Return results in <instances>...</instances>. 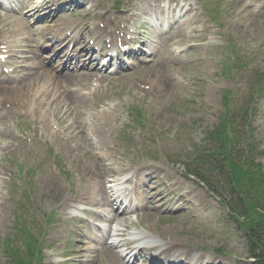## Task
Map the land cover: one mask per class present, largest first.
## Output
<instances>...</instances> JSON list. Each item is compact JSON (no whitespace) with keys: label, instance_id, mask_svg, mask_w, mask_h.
I'll use <instances>...</instances> for the list:
<instances>
[{"label":"rangeland","instance_id":"1","mask_svg":"<svg viewBox=\"0 0 264 264\" xmlns=\"http://www.w3.org/2000/svg\"><path fill=\"white\" fill-rule=\"evenodd\" d=\"M177 2L180 5H193L194 14L198 12L205 22L206 30L197 33V36L203 34L204 40L194 49L195 53L187 54L188 56H185V52L181 54L182 58L187 59H192L196 55L203 59V64L196 66L180 60L176 70L185 74L181 84L170 82L161 96L151 98L146 95V90L141 89L143 91L137 92V88L130 85V79L138 78L141 81L144 78L152 81L158 78V72L146 65L134 68L129 78L118 79L117 74L109 76L102 72L107 78L103 81V87L96 89L101 102L96 103V96L89 95V90L83 89L81 93L87 94L88 98L67 117L56 111L58 103L47 105L50 94L33 95L39 90V85L34 84L30 87L26 85L9 90L0 88V113L3 115V119H0V241L15 220L13 201L19 197V193L11 194L8 184L12 180L9 173H18L17 164H21L24 173L29 175L25 178H28L31 184L30 197L34 210L31 215L34 221L29 223V226L35 235L40 230L39 226L43 228V261L47 264H85L87 255H94L96 260L100 261L97 264H112L106 261L102 254L94 251L73 258L68 255L72 245V237L69 234L72 223L67 219L72 215L64 207V200L70 199L72 194L77 193L76 190L83 186L81 170L86 161L81 151H89L91 154L108 153L106 166L118 169L130 167L129 175L134 174L133 169L137 165H146L153 170L164 168L183 181L185 186L188 185L182 171L190 161L170 158L171 155L189 153L186 150L187 137L192 140L193 145L204 146L203 131L212 130L223 111L221 99L223 90L232 89L239 97L240 90L247 89L248 83L256 77V73L259 74L256 78H264V0H177ZM104 4L112 6L105 1ZM217 5L219 7L216 9L221 10L219 27H215L205 14L199 11L206 6ZM124 12L128 13V10ZM74 19L76 17L71 20ZM89 19L92 21V16ZM122 25L119 24L118 28ZM139 31L143 33L141 32L143 29ZM115 33L118 34V31ZM229 38L238 44H245L248 51L254 53L250 59V66L243 71L241 77L235 73L236 71L226 75L223 70V64L228 56L223 43ZM88 40L89 38L86 43ZM206 56H210L211 59H205ZM56 66L55 62L53 67ZM14 74L22 76L21 72ZM51 88L52 86L48 91ZM72 89H77V86H73ZM253 100L255 112L251 122L256 138L259 136L262 140L258 149L264 151V92L258 93ZM240 101L237 99L236 105ZM136 106L145 111L146 123L141 127L133 123L128 116L129 109ZM54 115L62 122L63 131H56L49 125V120H55ZM76 120L83 123L87 138L75 135L72 131V122ZM99 130L108 131L101 133ZM179 136H182L181 143H177L176 138ZM180 149H184V152ZM111 155L115 158L113 161ZM55 160L58 161L59 168ZM256 161L261 164L264 174V155L258 156ZM160 178L165 181L164 178ZM209 182L217 187L219 195H215L209 203V200L204 198L206 205L203 206L208 208V213L220 216L221 219L217 220L220 224L216 225L211 221L210 226H205L202 217L192 221L188 216H184L181 221L177 216L179 210L166 209L170 205L168 203L152 217L150 227L152 228L154 223L163 228L173 224L176 230L187 232L191 245L198 246L196 242L199 245L203 244L209 256L212 254L213 246L223 251L220 256L222 264H248L249 241L243 231L228 217V212L221 207L227 204V189L223 187L224 183L218 177H212ZM200 193L202 198L203 193ZM250 197L255 199L252 194ZM70 203L84 207L73 199ZM199 207H196V213ZM49 213L53 214V222L47 225L44 217ZM79 215L85 216L81 212ZM137 218H141V215L139 214ZM126 221L137 222L136 217L132 215L126 217ZM82 230L95 236L96 231L92 232L86 224ZM129 231L146 232L143 227L137 230L131 228ZM147 234L150 240H158L155 234L148 232ZM112 239L114 238L108 240ZM86 240L91 242L90 239ZM90 245L93 246V243ZM260 246L262 247L261 243ZM1 250L0 246V264H6Z\"/></svg>","mask_w":264,"mask_h":264},{"label":"bare ground","instance_id":"2","mask_svg":"<svg viewBox=\"0 0 264 264\" xmlns=\"http://www.w3.org/2000/svg\"><path fill=\"white\" fill-rule=\"evenodd\" d=\"M53 1L54 0H37L35 5H33L34 0H8V6L4 9L5 13L1 14L0 26L3 38H1L0 45H4L3 47L6 48V54H8L9 59L12 60V64L7 67H13L16 65V70L14 69L13 71H17V69H19V71L23 73V77L20 78V83H17L18 87H24L26 85H29L30 87V83L39 82L45 79L48 76L47 71L53 69L49 63H51L53 57H55L58 65L56 67L58 70L57 73L59 76L55 75L54 77L56 78L58 76L59 78L56 80L57 82H53L51 77H48V80L55 83L52 91H55V93L58 94L50 100L49 104L53 105L58 103L55 108L56 111L62 112V114L67 117L74 108L82 105L86 100V96L81 93L80 89L86 85L87 77L89 76L84 74L77 77V75L69 72V67L77 62L80 69H85L89 64H94L96 62V58H94V53H92L94 51H89L88 47L83 45L78 52L77 49L70 52L64 60V41H68V39H66L63 35L62 28L71 23L63 21V13L61 11H57L51 16H42L40 19L44 20V23H56L39 31L38 36L34 35L35 33L32 31L29 17H27V13H24V11L28 10V12L32 13V15L37 14L53 5ZM149 1L155 3L153 0ZM17 10L20 11L19 17L10 14L11 12H16ZM146 11L147 9L143 12ZM105 18L106 14L100 13L96 19L97 24L100 22H106ZM167 21H170V18H167ZM186 24L187 21L185 20L183 22L175 23L174 25L175 28L182 33L185 30ZM53 26H55L54 32L58 37V40L56 42V46L47 45L46 49L49 51L48 56H50L47 61L44 60L45 57L40 53L45 48L38 43V39L45 36V41H49V38L46 37V35L50 34L52 30H54L52 29ZM106 28L108 27H105L103 30L94 28L91 39L94 41L99 40L100 37L107 32ZM68 30L69 29H67V31ZM72 33L73 32H71V35L69 36L70 42L73 39H76ZM174 35L175 30H172L165 39L171 41L174 39ZM148 38L149 35L147 39ZM162 39L163 38L161 37L160 40ZM79 41L84 42L82 36H80ZM183 41L184 39H179L175 44H181ZM146 42L147 40L145 39V36H143L142 44L145 45ZM75 43H78L77 39ZM123 44L126 45L128 42L124 41ZM59 46L60 48L57 50V47ZM116 47L115 40V48ZM137 50L138 51L135 54H138V52L141 51L140 49ZM19 60H22L23 63L29 60V63L25 65L18 64ZM176 62L177 59L169 54L164 56L163 60H155V58L151 59L149 61V67L163 69L172 68L175 66ZM61 64L62 67H60ZM116 66L117 68H122L126 66V63L120 61ZM3 67H5V65H3ZM92 68L93 67L91 66L87 70ZM62 70H64V72H62ZM93 71L94 69L91 70L90 74L93 75ZM123 75L126 74H122V76ZM171 76V73L166 72V78L163 77L154 80L151 83L153 87L151 93H154L156 96L162 95L164 93V87L168 86L170 83L169 81H171V79H169ZM11 79L12 78L0 79V87L9 89V85L4 87L3 84L10 83ZM60 79L65 82V86L62 89L58 85ZM75 85H77L78 88L71 89V86L73 87ZM132 85L137 87L135 80L132 81ZM12 88H17V86ZM79 113L80 112H78V114ZM71 128L75 135L84 136L86 138L88 137L87 132L83 129V123L81 121H73ZM99 131L101 133H106L108 130ZM81 154L86 158L88 165L82 167V175L84 178L83 186L80 188L79 192L73 194V198L84 204H88L89 206H96L100 208L92 212L84 210L85 214L89 217H94L95 220L104 221H112L116 218L118 222L114 229H108L106 237H86L80 230L73 231V235L76 237V245L72 250L73 254L81 255L85 251L84 246L87 244L85 239L90 238L95 246H100V248L94 247L93 251L96 253L101 252L105 260L112 264H139L140 261L145 262L151 253H156L155 256L160 257L161 261H165L169 264H222V262L216 257H206L192 251L191 247L193 245H191L192 242L187 238V232L176 230L175 225L173 227V224H171L163 228L162 226H157L154 223L152 228L150 227L152 217L158 213L162 206H166L168 203L170 205L166 209L174 207L178 209L179 212L177 213V216L181 219V221L184 216H188L190 220L195 221L199 217V214L207 220L216 219L209 216L207 213H202L201 211H199V214L197 215L194 208L191 206L194 203V200L198 201V206L204 205L205 203L203 197L201 198L200 193L196 191V184L191 182V185L183 189L182 182L172 172L167 170H152L151 173L145 174V170L149 166L137 165L134 169L136 174L135 180L130 183L134 192L133 198L130 199L126 205H123L124 198L120 197V195L123 196L122 193H120L123 189H121V186L124 183L127 184V181L130 178L126 177L122 182H119L117 178L113 180L109 179L107 181L106 174H113L117 176L123 175L125 177L131 168L127 167L118 170L105 166L103 164L105 160L104 156L108 153L98 155L91 154L89 151H81ZM111 160H114L112 155ZM95 164H98L99 167H96ZM159 174H163L166 177V181L169 182L168 187L164 188V185L159 178ZM185 179L189 178L185 176ZM173 196H175V198H173ZM65 204L67 207L69 206L68 201H66ZM128 204H133V206L129 207ZM118 206H124L120 214H116L114 209ZM139 214L141 215V218L138 219L137 215ZM126 215H134L137 222H127ZM132 225H135V227H143L149 234H155L158 238L157 242L142 244L141 242L149 237L148 234L144 232H133L127 237L128 229ZM94 227L96 229L98 228L97 226ZM110 236H114L116 239H114L111 243H108L106 238ZM196 244L198 243L196 242ZM200 245L202 248H196V251L205 252V246L203 244ZM119 247L123 249L124 253H121V251L118 250ZM215 249L217 248L213 246L212 250ZM169 253H172V257L168 256ZM88 258L85 260V264H97L100 262L99 260H96L94 255H89ZM149 264H159V260L155 259L153 256L149 259Z\"/></svg>","mask_w":264,"mask_h":264},{"label":"trees","instance_id":"3","mask_svg":"<svg viewBox=\"0 0 264 264\" xmlns=\"http://www.w3.org/2000/svg\"><path fill=\"white\" fill-rule=\"evenodd\" d=\"M231 166H232V168H233V170H234V172L232 171L231 177L233 178V176H234L235 181H236V184H239V183H240V179H242V173H241V171H240V168H239L237 165H231ZM239 208H240V210H242V212H246V210L243 209L242 205H240ZM246 209H247V208H246ZM247 213H248V209H247ZM263 225H264V224H263ZM250 227H251V229H252L254 235H255V233H256V231H257L258 228L261 229V227H259V226L254 227L253 225H251ZM19 233H20V236H22V239H24V240L26 241L27 244H29V241H32V238H33V237H32L31 235H30L31 237L29 236V232H28V230L23 229V230H20ZM27 248L29 249V246H28ZM20 258H21V257L18 256V257H17V261H18ZM19 261H21V260H19ZM19 261L17 262V264H20Z\"/></svg>","mask_w":264,"mask_h":264}]
</instances>
